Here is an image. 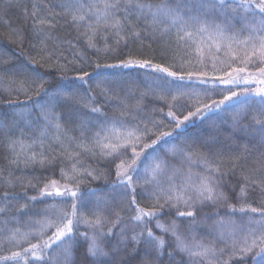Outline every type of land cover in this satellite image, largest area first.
<instances>
[{"label": "snow or ice", "instance_id": "1", "mask_svg": "<svg viewBox=\"0 0 264 264\" xmlns=\"http://www.w3.org/2000/svg\"><path fill=\"white\" fill-rule=\"evenodd\" d=\"M0 19V264H264V0Z\"/></svg>", "mask_w": 264, "mask_h": 264}, {"label": "trees", "instance_id": "2", "mask_svg": "<svg viewBox=\"0 0 264 264\" xmlns=\"http://www.w3.org/2000/svg\"><path fill=\"white\" fill-rule=\"evenodd\" d=\"M11 19H12L13 24H15V22H16V13L11 14ZM5 32H6V28H5L3 19H0V35H3ZM68 38L71 39L70 36ZM139 42L143 43L145 46H147L148 44H152L154 48H157L159 45L163 44V40L157 39L155 41V43H154L152 40L148 39L147 37H141V39L139 40ZM130 47L139 48L140 47V44H138V42L136 41L133 44H131ZM89 55H91V53H89ZM107 62L113 63L115 61L109 60ZM108 71H111V72H114V73H121V74H123L125 76H131L132 78H139L140 76L143 75V72L146 71V70H140L138 72L136 70H129V69H109ZM221 74L222 73H220V72L215 73V75H221ZM70 75H71V73H70ZM139 87L141 88V90H143V85L142 84H140ZM220 87H225V86H220ZM233 90H237V88L234 87ZM20 99L23 100L24 97L21 96ZM231 110L232 109H229V111H231ZM212 119H216V117L213 116ZM73 134L75 135V133H73ZM241 143H243V142H241ZM89 163H91L93 165H96L97 164V162L96 161H93V160H89ZM104 164H105L104 161H99V166L101 168L104 167ZM40 174H41L40 172H37L36 173V175H40ZM111 178H114V176L113 177H110V179ZM103 183H104V181L94 182L92 184V186L93 187H98L100 184H103ZM17 190H19V189H17ZM237 191H238V189H237ZM34 194H35L34 191L29 190V195H34ZM256 199H259V197L257 196ZM37 207L38 208H43L44 205H37ZM203 211L204 212H207V211H210V209L209 208H205ZM125 215H127V213H125ZM221 215H223V212H221ZM24 219H27V217H24ZM129 227H131V225H129ZM157 234H159V232H157ZM164 259L167 260V256H165Z\"/></svg>", "mask_w": 264, "mask_h": 264}, {"label": "rangeland", "instance_id": "3", "mask_svg": "<svg viewBox=\"0 0 264 264\" xmlns=\"http://www.w3.org/2000/svg\"><path fill=\"white\" fill-rule=\"evenodd\" d=\"M138 42V44H141V42H139V41H137Z\"/></svg>", "mask_w": 264, "mask_h": 264}]
</instances>
